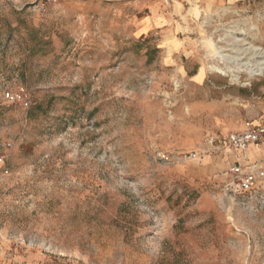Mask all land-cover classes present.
Instances as JSON below:
<instances>
[{
	"label": "rangeland",
	"instance_id": "rangeland-1",
	"mask_svg": "<svg viewBox=\"0 0 264 264\" xmlns=\"http://www.w3.org/2000/svg\"><path fill=\"white\" fill-rule=\"evenodd\" d=\"M157 3L0 0V264H264L231 172L264 155L227 142L264 123V0L191 17L190 58Z\"/></svg>",
	"mask_w": 264,
	"mask_h": 264
},
{
	"label": "crops",
	"instance_id": "crops-1",
	"mask_svg": "<svg viewBox=\"0 0 264 264\" xmlns=\"http://www.w3.org/2000/svg\"><path fill=\"white\" fill-rule=\"evenodd\" d=\"M223 1L224 0H167L169 6L165 8L164 11H161L160 4L157 3L153 5V15L150 19H148L147 23H145L147 26L161 25L163 27H167L165 29L167 36L163 46L167 50L166 53H170L171 58L174 57L177 52H180L186 58H190L192 54H187L184 50L190 48L189 41L186 38H180L176 33L181 31L183 32L188 29L191 17L203 14L208 9L216 7L218 3L221 5V2ZM228 1L235 2L236 0H226V2ZM195 60L199 64L196 71L193 72V76L196 80H200L206 77V69L202 61H199L198 59ZM254 73L257 72L255 71L251 73V75ZM254 146L257 148V151L253 149ZM248 149L253 150L252 156L247 154ZM248 149H246V156L250 159L258 157L259 155H264V141L252 145ZM242 159H246L244 153Z\"/></svg>",
	"mask_w": 264,
	"mask_h": 264
},
{
	"label": "built area",
	"instance_id": "built-area-1",
	"mask_svg": "<svg viewBox=\"0 0 264 264\" xmlns=\"http://www.w3.org/2000/svg\"><path fill=\"white\" fill-rule=\"evenodd\" d=\"M6 97L13 101L22 102L26 98V92L24 88L21 87V89L14 92L8 91ZM262 141H264V123L256 125L249 123L246 129L232 133L227 138L229 145L240 151H244L250 146ZM231 172L235 177L236 188L242 192H249L257 185L258 181L264 177V165L255 162L244 166L238 162L231 167Z\"/></svg>",
	"mask_w": 264,
	"mask_h": 264
},
{
	"label": "bare ground",
	"instance_id": "bare-ground-1",
	"mask_svg": "<svg viewBox=\"0 0 264 264\" xmlns=\"http://www.w3.org/2000/svg\"><path fill=\"white\" fill-rule=\"evenodd\" d=\"M212 68H213L214 70L219 71V72L226 73L224 70H222V69H220V68H218V67H216V66H213ZM263 70H264V66H261L260 69H259V72H262ZM236 78H237V77H236Z\"/></svg>",
	"mask_w": 264,
	"mask_h": 264
}]
</instances>
